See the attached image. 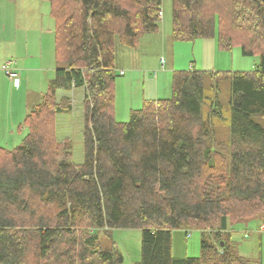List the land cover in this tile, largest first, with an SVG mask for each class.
<instances>
[{
	"label": "trees",
	"instance_id": "trees-1",
	"mask_svg": "<svg viewBox=\"0 0 264 264\" xmlns=\"http://www.w3.org/2000/svg\"><path fill=\"white\" fill-rule=\"evenodd\" d=\"M40 1L49 3L60 66L28 111L26 136L0 148V264H122L115 242H98L99 232L112 240L122 229L141 231L136 264H262L222 233L264 214V0H171L173 41L216 38L219 50L239 46L258 63L249 72L174 71L171 97L144 102L127 123L113 116L116 49L158 31L163 0ZM72 88L84 89L77 166L58 160L52 131L55 115L71 110L56 92ZM217 120L229 129L221 152ZM193 229L199 255L174 258L172 232Z\"/></svg>",
	"mask_w": 264,
	"mask_h": 264
},
{
	"label": "rangeland",
	"instance_id": "rangeland-1",
	"mask_svg": "<svg viewBox=\"0 0 264 264\" xmlns=\"http://www.w3.org/2000/svg\"><path fill=\"white\" fill-rule=\"evenodd\" d=\"M0 4L4 6V11L0 13L1 16H14L18 18L19 25H24L25 20H30L29 25L30 31H34L36 36L37 24L40 18L43 17V25H53V20L49 16V3L47 1L40 0H0ZM236 6V13L240 14L241 10H246L238 4ZM14 11V12H13ZM161 14L160 27L158 31L155 32L157 35H152V33H145L139 40L138 48L133 49V51L119 49L116 51L115 55V71L120 69H125L131 62L138 63L140 67V74L145 73L147 78H154L159 74L162 78L160 81V96L158 99H168L171 97V92L169 91L168 98L166 96L165 90V71L170 67V61L172 55L174 56L175 67L178 69L176 71H187L196 70L206 73H236V72H249L254 69V66L258 63L259 55H243L242 50L239 46L233 47L231 50H219L217 47V39H198L194 42H175L172 46L168 45V33L172 29V1L163 0L161 3ZM47 17V22L44 17ZM251 16V15H250ZM52 20V21H51ZM33 23V25H32ZM161 24L164 25L161 29ZM16 25V24H15ZM232 25V22H226L223 24L224 28H228ZM158 38L157 42H153L152 39ZM245 38V37H243ZM242 38V39H243ZM3 36H0V40ZM241 41V38H237ZM124 48V47H120ZM9 46L6 43L0 41V55L4 56L7 54ZM64 49V47H63ZM191 56H190V54ZM151 59L150 62L146 60ZM189 59V60H188ZM164 63V69L161 70V63ZM188 61L191 63L188 65ZM193 61H195V66ZM152 63L154 68H151ZM191 66V68H190ZM187 67V68H186ZM180 69V70H179ZM154 73V74H153ZM115 87H116V102L114 93V112L113 116L117 122L127 123L129 121V109H135L134 101L129 97H125L124 91L121 89L119 82L121 81V76L116 73ZM154 75V76H153ZM54 76L52 75L51 78ZM224 93L228 92V84L225 83L222 86ZM119 94V97L117 95ZM83 88H72L67 91H62L61 89L56 92L55 102H60L59 104H64L67 101L69 112L65 114L55 115L52 121V131L54 129L53 139L57 141L61 149H57L59 154V159H67L70 163L74 165H79L83 161L82 153V130H83V118H84V104H83ZM129 100L128 104L125 103ZM223 99V94H221L220 101ZM147 100V99H146ZM116 103V104H115ZM66 104V106H67ZM141 107V106H140ZM226 114V113H225ZM124 115V116H123ZM213 131L215 134L216 146L221 152L222 146L227 143L229 129L215 121L213 126ZM56 132V135H55ZM3 139H8L10 136L4 135L0 136ZM11 138L16 139L18 142L15 146L19 145L21 139L19 135L14 134ZM58 139V140H57ZM71 142V150L66 151V146ZM2 144H6L3 141ZM13 148V147H12ZM65 151L68 157L65 156ZM216 160L221 162L222 166L226 167L228 164V159L225 154L214 153ZM46 158L48 160H54L52 148L50 147L46 153ZM43 213L46 215L50 212L49 207L42 208ZM79 226L85 224L82 221ZM76 226L73 228L75 234H77ZM201 227H206L201 224ZM229 233H222L223 237L230 235L231 239L235 241L238 245V252L240 255L247 257L248 259H259L262 264H264V214L255 218L250 219L245 222H237L228 226ZM189 235H186L184 231H174L171 237V251L172 256L176 259H182L186 257H197L200 253L199 245L201 241V230L193 229L190 230ZM109 232H99L98 242L103 248H109L112 241L117 245V249L123 257L122 264H136L141 261V231L136 229H122L111 231L112 240L108 238ZM72 255V254H71Z\"/></svg>",
	"mask_w": 264,
	"mask_h": 264
},
{
	"label": "crops",
	"instance_id": "crops-1",
	"mask_svg": "<svg viewBox=\"0 0 264 264\" xmlns=\"http://www.w3.org/2000/svg\"><path fill=\"white\" fill-rule=\"evenodd\" d=\"M4 10V6L0 4V13ZM44 17L47 22V17L45 15ZM16 19L18 18L14 16L3 17L0 15V36H3L0 41L9 46L7 54H4V56L0 55V136H10L8 139L0 137V144L3 141L6 142L0 148L5 149H12L17 144L18 141L11 138L14 134L19 135L20 139L26 136L27 129L23 126V123L28 111L40 101L49 81L56 77V70L60 66V63L55 58L53 25H47V23L43 25V17L40 18L37 24V37L34 31H30V20H25L24 25H19ZM163 26L161 24V29H163ZM152 35L157 34L153 33ZM168 39V45L172 46V43L175 42L171 38V31L168 33ZM157 40L158 38L152 39L153 42H157ZM119 49L133 51L132 48L127 47H118L116 51ZM150 61L151 59L146 60V62ZM190 63L191 61H188L187 66ZM193 63L195 66V61ZM156 66L152 63L151 68ZM160 66L161 70H163L164 63L162 62ZM6 67L17 73L18 82L15 85L11 83ZM140 70L138 63L131 62L125 69L117 71L121 76L119 84L124 91L125 97H129L137 106L133 110L141 109L146 101H155L156 98H159L161 91L160 81L162 78L159 74L157 75L156 72V76L153 75L154 78H147L144 72L140 74ZM176 70L178 69L175 67L174 56L172 55L170 67L165 71L166 96L164 98H168L171 75ZM121 72L122 74H120ZM52 75L54 76L53 78H51ZM117 97H119V94ZM128 101L127 99L125 106L129 103ZM133 110L129 109V114Z\"/></svg>",
	"mask_w": 264,
	"mask_h": 264
},
{
	"label": "built area",
	"instance_id": "built-area-1",
	"mask_svg": "<svg viewBox=\"0 0 264 264\" xmlns=\"http://www.w3.org/2000/svg\"><path fill=\"white\" fill-rule=\"evenodd\" d=\"M7 74L9 76V79L13 85H15L18 82V75L16 72L12 71L9 67H6ZM122 74V72L120 73Z\"/></svg>",
	"mask_w": 264,
	"mask_h": 264
},
{
	"label": "water",
	"instance_id": "water-1",
	"mask_svg": "<svg viewBox=\"0 0 264 264\" xmlns=\"http://www.w3.org/2000/svg\"><path fill=\"white\" fill-rule=\"evenodd\" d=\"M223 246V242L220 243Z\"/></svg>",
	"mask_w": 264,
	"mask_h": 264
}]
</instances>
